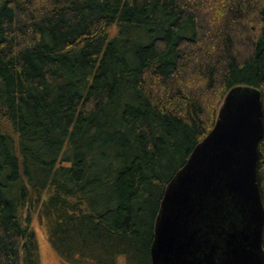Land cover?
Instances as JSON below:
<instances>
[{"label":"trees","instance_id":"obj_1","mask_svg":"<svg viewBox=\"0 0 264 264\" xmlns=\"http://www.w3.org/2000/svg\"><path fill=\"white\" fill-rule=\"evenodd\" d=\"M238 85L264 124V0H0V264H39L34 214L68 263L152 264L165 186Z\"/></svg>","mask_w":264,"mask_h":264},{"label":"water","instance_id":"obj_2","mask_svg":"<svg viewBox=\"0 0 264 264\" xmlns=\"http://www.w3.org/2000/svg\"><path fill=\"white\" fill-rule=\"evenodd\" d=\"M250 89L247 93L236 86L226 93L214 126L165 186L150 249L152 264H264V209L257 181L263 105L260 94ZM215 198L213 208L210 199ZM240 199L248 205L242 213L237 209L240 232L233 226L221 236L219 223L206 221L213 215L223 224V214L232 215ZM218 243L225 244L224 253L217 252Z\"/></svg>","mask_w":264,"mask_h":264},{"label":"rangeland","instance_id":"obj_3","mask_svg":"<svg viewBox=\"0 0 264 264\" xmlns=\"http://www.w3.org/2000/svg\"><path fill=\"white\" fill-rule=\"evenodd\" d=\"M210 20H211V17L207 19V21H210ZM197 87H200V86L198 85ZM237 87H241L243 91L247 93H249L251 90L250 89L251 87L246 86V85H238ZM223 97L220 101L221 103L224 99ZM241 97H242V94H239V98ZM218 109H217V112H218ZM30 227L34 232L36 243H37L39 264H71V263L64 261L58 255L55 249L51 246L48 240V237H47L46 227L42 225V223L39 221V219L37 218L35 214L32 217V222L30 223Z\"/></svg>","mask_w":264,"mask_h":264},{"label":"flooded vegetation","instance_id":"obj_4","mask_svg":"<svg viewBox=\"0 0 264 264\" xmlns=\"http://www.w3.org/2000/svg\"><path fill=\"white\" fill-rule=\"evenodd\" d=\"M216 186V185H214ZM228 192H230L228 190ZM206 200H208V198H206ZM210 201H212V207L214 208L215 204H216V198L214 200L210 199ZM248 205L245 204V202L240 199V203L239 205L236 207V209L234 210V213L232 215L230 214H223L224 216V219H223V224L221 223L220 220H215V217L212 215L206 222L207 224L209 225H212L213 222H217L219 223V226H221V236H222V233H225L226 231L227 232H230L232 230L231 227H236V234H238L240 232V220H241V216H239L237 219H236V215H237V209H239V212L242 213L244 211L245 208H247ZM214 214H216V211H213ZM195 226V224H194ZM229 227V228H228ZM216 234H218V232H216ZM226 237V236H224ZM207 241V240H206ZM235 242V241H234ZM236 242L240 245V246H246V243H244L240 238H236ZM212 245V244H210ZM224 246L225 244L224 243H218L216 245V248H217V252H220V253H224L225 252V249H224ZM254 246V244L252 243L250 247ZM221 250V251H220ZM222 257V256H220ZM214 258H216V256H214ZM190 260V259H188Z\"/></svg>","mask_w":264,"mask_h":264}]
</instances>
